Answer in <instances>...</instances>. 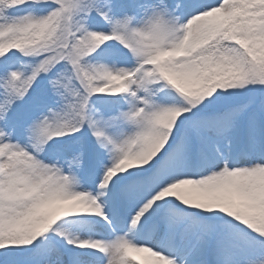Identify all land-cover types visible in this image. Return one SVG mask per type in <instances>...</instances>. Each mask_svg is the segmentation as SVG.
<instances>
[{"label":"snow or ice","instance_id":"snow-or-ice-1","mask_svg":"<svg viewBox=\"0 0 264 264\" xmlns=\"http://www.w3.org/2000/svg\"><path fill=\"white\" fill-rule=\"evenodd\" d=\"M0 264H264V0H0Z\"/></svg>","mask_w":264,"mask_h":264}]
</instances>
